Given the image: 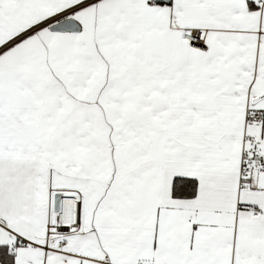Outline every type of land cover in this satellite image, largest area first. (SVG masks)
Returning <instances> with one entry per match:
<instances>
[{"label": "snow or ice", "instance_id": "1", "mask_svg": "<svg viewBox=\"0 0 264 264\" xmlns=\"http://www.w3.org/2000/svg\"><path fill=\"white\" fill-rule=\"evenodd\" d=\"M0 264H264V0H0Z\"/></svg>", "mask_w": 264, "mask_h": 264}]
</instances>
